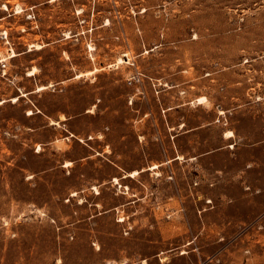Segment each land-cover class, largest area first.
<instances>
[{"label":"rangeland","instance_id":"rangeland-1","mask_svg":"<svg viewBox=\"0 0 264 264\" xmlns=\"http://www.w3.org/2000/svg\"><path fill=\"white\" fill-rule=\"evenodd\" d=\"M0 102V264H264V0H0Z\"/></svg>","mask_w":264,"mask_h":264},{"label":"bare ground","instance_id":"bare-ground-1","mask_svg":"<svg viewBox=\"0 0 264 264\" xmlns=\"http://www.w3.org/2000/svg\"><path fill=\"white\" fill-rule=\"evenodd\" d=\"M6 9H7V7H5ZM18 8H20V7H18ZM15 54H13L12 53V56H14ZM30 74L32 75V74H34V72H30ZM204 99L203 98H200L199 99V101H200V103L203 101ZM2 102H0V104H1ZM137 174V172H135V175Z\"/></svg>","mask_w":264,"mask_h":264}]
</instances>
